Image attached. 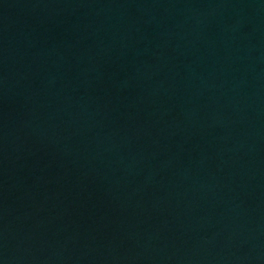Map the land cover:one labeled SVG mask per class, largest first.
<instances>
[{
    "label": "water",
    "instance_id": "water-1",
    "mask_svg": "<svg viewBox=\"0 0 264 264\" xmlns=\"http://www.w3.org/2000/svg\"><path fill=\"white\" fill-rule=\"evenodd\" d=\"M0 264H264V0H0Z\"/></svg>",
    "mask_w": 264,
    "mask_h": 264
}]
</instances>
